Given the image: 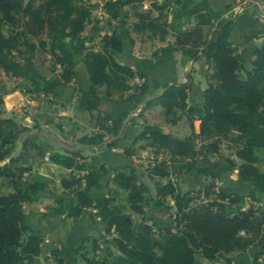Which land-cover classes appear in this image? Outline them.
<instances>
[{
  "label": "trees",
  "instance_id": "16d2710c",
  "mask_svg": "<svg viewBox=\"0 0 264 264\" xmlns=\"http://www.w3.org/2000/svg\"><path fill=\"white\" fill-rule=\"evenodd\" d=\"M79 1L0 0V70L7 76L23 78L27 69L35 92L53 95L59 87L75 81L79 68H83L88 83L79 89L77 102L80 109L92 113L104 100L121 99L123 93H127L124 104L133 107L142 104L150 89L147 72L171 60L174 52L189 60L202 58L211 66V73L204 76L206 88L201 93V108L187 104L191 90L188 76L186 82L179 84L156 82L154 89L162 92L144 104L145 108L159 107L164 121L171 124L176 111L182 112L192 134L179 139L164 133L157 125L144 124L141 132L123 148V156L131 159L136 145L143 143L139 149H149L155 160L148 171L150 178L162 180L169 178L165 158L186 159L179 169L190 172L195 168L192 161L198 155L199 143L205 154H218L221 142L231 143L240 161L237 176L250 184L248 203L244 208V197L225 188L216 189L214 181L220 178L219 172L197 168L196 173L210 178L212 183L194 193H180L170 181L156 185L157 200L169 198L173 202L175 212L168 226L155 231L144 222L133 224L116 204L117 191L93 194L91 190L104 176H111L116 188L127 194L126 202L131 210L141 214L140 203L146 188L137 182L136 167L123 166L117 170L100 165L91 169L87 163L80 162L79 153L64 155L32 138L23 140L20 152L13 157V147L27 129L12 118H0V164L7 160L0 166V264H75L68 263V249L64 245L50 249V263L41 261L44 234L29 223L23 210L25 203L35 202L47 191L45 181L21 183L23 175L46 157L68 171L59 180L62 189L74 192L65 217L76 220L88 211L92 223L98 224L107 237L103 240L107 245L104 249H99L96 240L93 241V258L85 259V264H204L203 260L215 261L221 255L245 252L251 247L258 248L251 264H264V167L260 166L264 160V36L253 49L250 69L244 70V54L238 53L230 41L233 25L239 18L226 17L229 5L218 11L212 9L209 0L193 5L186 0H165L163 6L157 5L158 0H147L155 10L165 9V20L169 15L171 20L161 24L156 17L146 22L147 14H138L133 31L158 34L161 41L172 31L174 42L153 51L150 59L143 57L132 69L117 63L112 56L121 51L127 36L122 29L100 37L103 52L87 50L83 32L91 14ZM130 2L107 1L109 21H118L122 8ZM191 18L194 25L183 29ZM4 27L19 31L6 34ZM91 30V38L100 36L97 23ZM260 32L264 34V26ZM42 35L45 40L40 41L39 48L53 60V69L58 68V76L53 80L40 77L31 62L36 47L27 39ZM20 40L30 51L25 65L20 61L24 53L17 50ZM133 79L142 82L129 85ZM99 88L104 90L102 96ZM130 111L129 107V112L122 111L116 118H105L111 127L100 125L99 132L116 137ZM196 121L199 122L197 133L193 126ZM103 138L100 134L84 135L78 143L94 146L101 144ZM1 183L10 190L3 193ZM53 212L57 213L56 209ZM241 232L246 236L241 237ZM109 246L118 254H113Z\"/></svg>",
  "mask_w": 264,
  "mask_h": 264
},
{
  "label": "rangeland",
  "instance_id": "374dc122",
  "mask_svg": "<svg viewBox=\"0 0 264 264\" xmlns=\"http://www.w3.org/2000/svg\"><path fill=\"white\" fill-rule=\"evenodd\" d=\"M27 0H24V2ZM109 0H80L79 3H82L85 7H88L90 10L91 18L89 23L86 25L83 32V36L87 40L86 46L87 50H92L96 52H103L102 45L100 42V37L91 38L92 27L95 23H100L103 27V32L107 35H111L112 31L122 29L126 36L124 40L122 49L119 53H113V58L117 63L124 65H132V59L129 55V48L131 49L133 44L137 43L139 45V53L143 55L148 51H151V47H155L154 40L150 39L155 37L158 39V34L156 36L146 35V32L136 33L133 31V26L138 22V14H147L148 19L145 21L152 20L158 17L159 23L169 22L170 15L168 20H165L166 10L157 11L151 7V2L147 0H127L131 1L129 4L124 6L121 10L120 17L118 21H109L107 19V12L105 10V3ZM126 1V0H125ZM189 5H193L198 2L197 0H186ZM165 0H158L157 5L163 6ZM229 5L231 10L230 17H235L234 13H238L240 9L244 8L243 0H212L211 7L214 10L222 11L225 9L226 5ZM191 22L188 24L190 25ZM4 33L9 34L10 32H17V29H11L4 27ZM207 32V29H204ZM149 33V32H147ZM104 34V35H105ZM150 34V33H149ZM130 35V37H129ZM45 36L42 35L39 38L27 39L29 44L34 45L36 48L32 53V64L35 71L38 75L44 79H56L58 76V68L53 69V60L50 56L45 53L41 48H39L40 41H44ZM168 45H173L174 35L171 32L165 37V41ZM20 46L17 47V50L22 51L25 57L20 59L22 65H25V58L30 54V51L27 46L23 45V40H20ZM175 53V52H174ZM180 53V52H179ZM181 54V53H180ZM182 55V54H181ZM184 56V55H183ZM143 57V56H142ZM176 61H179V58H176ZM192 65L186 59L181 60V65H179L176 72V77L171 78V84L177 82L176 80H181L186 82L185 77H189L191 81V90L188 94V105L195 106V99L198 97L200 89L206 87V81L204 79L205 74L211 73V66L209 65L205 68L204 64L202 67L200 64L197 65V68L190 69ZM187 67L188 70H183ZM245 67L250 69L248 63L245 62ZM202 71L201 81L194 82L191 76V73ZM78 76L75 81H71L70 84L58 88V94L47 97H40L37 92L33 89L30 78L31 73L25 69V75L23 76L20 82H15L12 77L5 75L0 70V98L2 99V104H0V118H12L21 126L27 129L24 132L17 142L15 143L12 151V156H16L21 150V142L25 139L32 138L39 144L49 145L54 151L62 150V153L68 154L73 152L74 147L80 145L78 139L84 135H103L104 138L99 146L96 154H92V150L85 151L82 156V160L87 163L88 167L93 169L97 168L100 165H104L107 168L114 167L117 170L123 166L129 167V169L134 166L137 168V182L142 183L146 191L143 194V201L140 203L142 209L141 214H137L131 210L130 205L126 202L127 194L124 191L118 190L116 186L111 182V176H104L102 182L91 190V193L96 194L98 192L102 193H111L117 191L116 204L120 207L122 213L130 218L133 224L144 222L146 224L152 225L156 231L158 227L164 228L168 226L171 222L172 215L175 212L173 207V202L169 199L157 200L156 197V185L161 183L164 184L167 181L172 182L178 189L180 193H194L202 187L212 183L210 178L200 176L196 173L197 168H211L215 172L220 173V178L214 181L217 188H225L229 191L235 192L237 195L244 197L242 206L246 208L248 199L246 196L250 190V184L247 182L241 181L237 176V166L240 164V161L235 157L236 147L227 142H221L218 150V154H205L204 148H199L198 146V155L193 159L195 168L190 172H184L179 169L181 163L186 162V159H173L165 158L166 165L169 171V178L166 179H152L149 176V168L155 162L151 151L149 149L143 148L139 149L140 145L143 143H138L135 147V155L129 159L123 156V152L120 153L119 150L123 151L122 145H124L125 139L129 138V127L132 128L134 121L137 119L141 120L143 127L144 124H149L146 121L143 115L140 116H131L133 122L129 124V114L123 120L121 131L115 137L112 134H104L99 132L98 127L100 125L110 126V122L105 121L107 117L116 118L118 114L122 111L129 112V104H124L123 99L127 93H123L121 99L115 97L112 101L104 100L99 107L97 108L95 114L88 113L78 107L77 98L79 96V89L85 84L87 85V74L83 68H79ZM162 76L159 71L153 72L150 74L149 80L153 81L156 77ZM161 82V81H160ZM182 82V83H183ZM140 80L133 79L128 82L129 85H138ZM154 90V89H152ZM103 88L98 89L100 96L103 95ZM151 91V90H150ZM56 93V92H55ZM148 94V93H147ZM131 112V111H130ZM133 113V112H132ZM175 121L173 124L164 121L162 110H154L150 115V123L157 125L161 128L164 133H168L173 137L183 139L187 138L192 134V130L186 121L185 115L176 111ZM130 120V121H131ZM150 125V124H149ZM194 131L197 133L199 122L196 121L193 124ZM123 131V134L121 135ZM138 135V134H137ZM50 143L53 145L51 146ZM115 151H112V150ZM95 151V150H93ZM119 151V152H118ZM95 153V152H94ZM81 161V160H80ZM87 161V162H86ZM160 161V159H159ZM7 163V160L3 161L1 165ZM46 163H49L48 160L44 162L33 165L29 173L23 175L21 183H33L36 181H45L47 183V189L52 188L51 191L57 196V201L60 202V206L72 200L74 192L71 190H64L60 192L59 188H56V180H60L64 174L61 169L50 168ZM229 166H232V170H228ZM260 166L264 167V160L261 161ZM2 192L6 193L10 188L4 183H1ZM60 197V198H59ZM52 208H50L51 210ZM24 213H31L35 210L29 208L26 204L23 207ZM30 217V216H28ZM64 224L65 214L62 215ZM40 219V216L37 217V220ZM70 224V234L62 237H58L56 241L63 239L64 246L68 249L67 260H73L75 264H85V259H92L93 252V241L96 240V244L99 246V249H104L107 245L103 242L107 237L104 233L101 232V228L98 224L92 223V220L89 217V212H83L81 217L73 220ZM36 220V218H35ZM52 243L53 240H50ZM54 241V242H56ZM62 242H58L60 247L63 246ZM49 243L42 246L41 261L51 262L50 248ZM56 247V246H55ZM54 248V247H52ZM58 248V247H56ZM110 251L113 254H118V252L109 246ZM258 250L257 247H254V253ZM239 251L231 253L229 256L221 255L215 261H206L203 260L204 264H231L232 261H236L237 258H240L241 254ZM231 256H233L231 258ZM226 258L230 259L229 262H226ZM96 261V259H95ZM98 261V260H97ZM94 264H97L94 262Z\"/></svg>",
  "mask_w": 264,
  "mask_h": 264
},
{
  "label": "crops",
  "instance_id": "0c3cea01",
  "mask_svg": "<svg viewBox=\"0 0 264 264\" xmlns=\"http://www.w3.org/2000/svg\"><path fill=\"white\" fill-rule=\"evenodd\" d=\"M197 1H200V0H197ZM209 3L211 6L212 0H209ZM243 4L245 5V7L240 9V11L238 13H234L235 17L239 18V22L237 24L233 25L232 34L230 36V41L232 42L233 47H235L237 49L238 53L244 54L243 67H244V70H249L247 67H245V62L248 63L249 66H251L253 49L256 45H258L261 42L262 37L264 36V34L260 32L262 30V27L264 26V0H243ZM224 5H226V3H224ZM221 10H223V9H221ZM230 15H231V10L226 14V17L230 16ZM170 20H171V16H170L169 21ZM190 22H191V24L185 25L183 27V29H185L188 26L194 25L193 18L190 19ZM169 32H171L174 35V33L172 31H169ZM146 35H150V34L146 32ZM129 37H130V35H129ZM126 39L127 38H125V40ZM150 39H152V40L155 39L153 42L155 43L156 46L151 47V51L143 53V55H140L139 45L137 43L133 44L131 49L129 48V55L131 56V59H132V65L129 66L130 68L134 69L136 63L140 59H142L143 57L150 59L152 52L158 48L167 46L168 45L167 42H170L172 44V41H169V40L165 41V39L163 41H161L155 37H151ZM176 58H179V61H176ZM182 59H186L190 64H196L195 66L192 65V67L190 68L192 70H193V68H195V70H196L198 64H200L201 67L205 64V62L202 58H200L198 60H189L186 56L181 55L179 52H175V53H173L171 60L166 62L164 65L157 67L155 70L147 72V83H148V86L150 88L149 92L145 97V101L142 104H140L139 106L133 107L132 105H129V107L131 108V112L129 113V124L130 123L133 124L132 120L130 119L131 116L143 115V117H145L146 121L149 122L150 125H153L152 123H150V115H151V113L154 112V110L160 111L161 109L159 107L145 108L144 104H145V102L152 100L155 96L159 95L162 92L161 89H159V90L154 89V85L156 82H159L161 84L172 85L171 82H168V81H170L171 78L174 79L177 76L176 72L178 70L179 65H181ZM207 67L208 66L205 65V68H207ZM183 70L184 71L188 70V68L184 66ZM156 71H159L162 76H159V77L157 76L155 78V80L150 81L149 80L150 74L153 72H156ZM201 72L202 71H199V72L194 71V73H191V76H192L194 82H198V81L202 80L201 74H200ZM176 81L177 82H173V84H179V83L183 82L181 80H176ZM140 82H142V81H140ZM205 88L206 87L204 86V87H202V89H200L201 91H199L198 97L195 99L196 105L195 106L188 105L189 107L201 108V103H202L201 93ZM152 89H154V90H152ZM56 94H58V89H56V93H54L53 95H56ZM53 95H51V96H53ZM187 104H188V101H187ZM92 113L95 114L96 112H92ZM134 122L135 123L132 126V128L129 127V134H128L129 138L125 139L124 145H122L123 148L126 145L130 144L131 140L134 137H136L137 134H139L142 130L141 120L136 119ZM157 126H158V124H157ZM122 134H123V131H122L121 135ZM87 136H89V135H87ZM50 145L52 146L53 144L50 143ZM98 147L99 146L96 147V145L91 146V145H81L80 144L77 147H74L73 152L79 153L81 156H85L84 155L85 151L92 150L91 155L92 154L94 155V154H96ZM93 150H95V151H93ZM112 151H115V150L113 149ZM119 151H120V153L122 152V150H119ZM55 152H59V153L63 154L62 150H59V151L56 150ZM64 155H66V154L64 153ZM45 160H48V158L46 157ZM80 162H84V160H81ZM46 165L50 166V168H57L58 170L61 169V171H59V172H62L63 175L68 173V171L65 170L64 168H62L61 166L53 164L51 162L46 163ZM55 186H56V188L60 189V192L64 191V189H62L59 185V180H56ZM51 189L52 188H49V189H47L46 192L41 193L39 198L35 202L24 204V205L27 204L30 209L33 208V210H35L31 213H25V215H26L29 223L32 224L35 229H37L38 231H40L44 234V244H46V246H47V244L49 242H51L50 240H53V242L49 243V245H48L50 249L52 247H55V246L60 248L59 245H61V244H58V242L59 243L62 242L63 239L65 238V236L70 234V224H72L71 220L64 218V223H65L64 225L65 226H62L63 225L62 224V222H63L62 215L66 211L69 210L70 204L72 203V200L69 202V204L65 203L62 206H60V202L57 201V196L55 195V193H53V191H51ZM24 205H23V207H24ZM50 208H52V209L50 210ZM55 209H56L57 213L53 212ZM28 216H30V217H28ZM39 216H40V219L37 220V217H39ZM35 218H36V220H35ZM62 236H63V239L56 241V240H58L57 239L58 237H62ZM54 241H56V242H54ZM62 243H63L62 245H65L64 242H62ZM238 253L241 254L240 258H237L235 262L232 261L231 263H233V264H251V257L254 255V247L247 249L245 252H238ZM232 257L233 256H231V258ZM69 262H74V261L69 260Z\"/></svg>",
  "mask_w": 264,
  "mask_h": 264
},
{
  "label": "built area",
  "instance_id": "2783aa9c",
  "mask_svg": "<svg viewBox=\"0 0 264 264\" xmlns=\"http://www.w3.org/2000/svg\"><path fill=\"white\" fill-rule=\"evenodd\" d=\"M107 19H108V15H107ZM98 27L100 28V35L102 34V35H104L105 34V32H103L102 30H103V27L101 26V24L100 23H98ZM13 78V80L15 81V82H20L21 80H22V78H15V77H12ZM38 95L40 96V97H42V98H44V97H47V96H51V95H44L43 93H38ZM152 166H153V164H152ZM241 237H245L246 235L243 233V232H241L240 234H239ZM231 264H233V263H231Z\"/></svg>",
  "mask_w": 264,
  "mask_h": 264
}]
</instances>
